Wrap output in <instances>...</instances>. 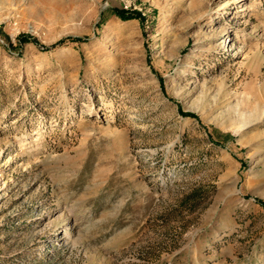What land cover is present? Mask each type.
<instances>
[{
  "label": "rangeland",
  "instance_id": "obj_1",
  "mask_svg": "<svg viewBox=\"0 0 264 264\" xmlns=\"http://www.w3.org/2000/svg\"><path fill=\"white\" fill-rule=\"evenodd\" d=\"M0 264H264V0H0Z\"/></svg>",
  "mask_w": 264,
  "mask_h": 264
},
{
  "label": "trees",
  "instance_id": "obj_2",
  "mask_svg": "<svg viewBox=\"0 0 264 264\" xmlns=\"http://www.w3.org/2000/svg\"><path fill=\"white\" fill-rule=\"evenodd\" d=\"M111 11H113L114 13L118 14L119 16L123 17V18H127V17H131V16H141L140 15V12L139 11H126L125 9L123 8H117V7H112L111 8ZM20 40H24V39H27V38H31L28 34H21L19 36ZM81 39L82 37H64L56 42H62V41H65L66 39Z\"/></svg>",
  "mask_w": 264,
  "mask_h": 264
},
{
  "label": "bare ground",
  "instance_id": "obj_3",
  "mask_svg": "<svg viewBox=\"0 0 264 264\" xmlns=\"http://www.w3.org/2000/svg\"><path fill=\"white\" fill-rule=\"evenodd\" d=\"M235 55V54H234Z\"/></svg>",
  "mask_w": 264,
  "mask_h": 264
}]
</instances>
